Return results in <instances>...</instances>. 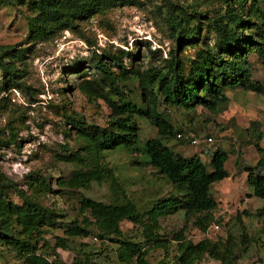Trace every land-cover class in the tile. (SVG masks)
Masks as SVG:
<instances>
[{
	"label": "trees",
	"instance_id": "1",
	"mask_svg": "<svg viewBox=\"0 0 264 264\" xmlns=\"http://www.w3.org/2000/svg\"><path fill=\"white\" fill-rule=\"evenodd\" d=\"M126 1L129 2L0 0V4L23 15L25 40L35 45L57 34L78 29L82 23L100 17ZM160 10H164V22L177 47L162 60L161 66H150L142 71L137 65L138 54L109 48L104 56L96 55L92 60L94 73L89 80L84 78L86 73L79 76L81 81L76 88L80 93L90 102H103L109 111L103 126L75 111L65 97L61 104L49 106L64 120L65 138L73 144H65L60 152L53 154L55 162L72 167L66 175L55 179L57 190H52V178L36 172L26 177L29 179L27 194L17 190L16 185L0 173V255L6 250L17 264H66L59 259L49 261L39 254L46 230L58 229L62 237L56 238V248L72 250L69 243L94 235L96 241L116 246L114 254L119 263L145 264L142 251L145 245L163 247L159 219L182 212L185 222L201 231L220 222L213 216L217 202L210 188L228 178L225 165L229 153L217 149L210 155L209 167L199 156L184 158L173 153L163 140L174 138L188 143L176 138L175 129L168 121L167 108L174 107L188 113L200 107L218 113L229 103L226 93L234 90L264 98V83L253 79L255 61L264 65V0H163ZM208 36L214 37L213 44ZM27 51L28 47H0V111L3 113L9 109L6 125L9 135L5 136L4 129H1L0 148L19 147L17 135L26 128L25 113L4 96L20 92L28 98L29 105H33L39 102L38 95L43 94L31 93L33 89L27 84ZM125 59L129 60L128 65ZM78 65L72 68L73 72L80 69ZM131 81L137 83L140 105L130 98L133 92L128 91V83ZM63 91L65 89L60 91L62 96ZM161 104L166 110L159 112ZM140 118L156 130V137L141 145V151L148 158V165L165 178L175 194L157 200L143 213L125 197L123 202L106 205L79 195L82 221L77 217L68 222L60 221L64 218L61 211L45 206L40 199L51 194L77 195L80 190H88L92 183L108 182L115 189L116 178L112 170L101 163L102 156L120 148L141 152L140 148L137 149ZM255 127L257 125L251 123L247 129L249 134ZM252 137L260 138L259 135ZM255 149L259 155L264 152L257 146ZM239 159L240 154L235 165L238 169ZM263 168L264 159L259 158L255 165L242 169L251 196L262 203L261 209L254 214L256 218H264ZM10 192L15 193L18 203L9 198ZM123 221L142 229V242L124 238L120 229ZM183 232L173 238L177 242L175 260L178 264H194L203 256L222 264L237 259L230 237L223 244L203 240L193 245L184 240ZM240 242L247 244L245 233ZM96 254L99 256L102 251ZM94 255L92 251L83 252L79 248L71 264H96L92 263Z\"/></svg>",
	"mask_w": 264,
	"mask_h": 264
},
{
	"label": "rangeland",
	"instance_id": "2",
	"mask_svg": "<svg viewBox=\"0 0 264 264\" xmlns=\"http://www.w3.org/2000/svg\"><path fill=\"white\" fill-rule=\"evenodd\" d=\"M162 2L163 0L126 1L106 14L82 23L79 25L80 29L57 34L35 45L25 40L26 22L23 15L18 10L0 4V47L29 48L26 52L27 84L33 89L31 93H43L38 95L39 102L33 105H29L28 98L20 92L4 96L25 113L26 128L17 135L19 147L11 145L9 148H0V173L14 183L17 190L29 194V179L26 177L37 172L52 178V190L56 191L55 179L72 170L71 166L53 160V154L60 152L61 147L73 144L66 140L64 120L49 108L51 104L59 105L65 97L72 108L88 120L93 119L102 126L105 124L109 111L103 102H90L76 88L82 73L87 75L85 80H89L94 73L91 62L96 55L104 56L109 48L138 54L137 65L145 71L150 66H161L162 60L167 59L171 51L177 50L164 22V10H160ZM208 37L210 44H213L214 37ZM77 64L80 69L73 72L72 68ZM125 64H129L128 59H125ZM255 68L253 79L264 83V65L255 61ZM62 89H65L63 96L60 94ZM128 91L133 92L130 93L132 102L140 105L137 83L129 82ZM226 95L229 103L218 113H210L200 107L188 113L174 107L167 108L168 121L173 125L176 135L189 133L198 140L197 145L190 146L174 138L163 140L164 145L173 153L184 158L199 156L207 167L210 155L217 149L229 153L225 165L228 178L210 188L217 202L213 216L217 221L220 219V222L201 231L193 224L186 223L182 212L159 219L163 247L145 245L142 250L145 253V264H178L175 260L177 242L173 238L182 231L184 240L193 245L203 240L223 244L230 237L234 242L233 254L237 259L225 264H264V218H256L254 215L261 209V201L257 202L251 196L246 174L242 171L247 165L253 166L259 158L264 159V152L259 155L255 149L257 146L264 151V98L241 90L228 91ZM164 110L166 108L161 104L159 112ZM8 111L9 109L3 113L0 111V131L4 129L5 136L9 135L6 129ZM251 123H255L257 127L249 134L247 129ZM138 125L140 143L137 149L140 148L141 151V145L156 137V130L143 118L138 120ZM251 135H259L260 138H251ZM238 154L239 169L235 166ZM101 163L112 170L116 178L115 189L108 182L92 183L88 190H80L77 195L51 194L40 200L45 206L61 211L64 218L60 221L68 222L77 217L81 222L83 217L79 212V195L106 205L123 202L125 197L143 213L157 200L175 194L165 178L148 165V158L142 151L129 152L120 148L104 153ZM9 198L13 202H19L14 192H10ZM215 225L218 226L217 230L214 229ZM90 229L94 231V227ZM120 229L124 238L135 242L143 241L142 229L129 221H123ZM244 233L248 239L246 245L240 242ZM43 237L45 240L39 254L49 261L59 259L71 264L75 252L81 248L83 252L95 253L92 263L121 264L114 254L116 246L94 241V235L69 243L72 250L55 247L56 238L62 237L61 230H46ZM101 251L102 254L98 256L96 253ZM0 264L17 263L9 252L3 250ZM194 264L222 263L203 256Z\"/></svg>",
	"mask_w": 264,
	"mask_h": 264
},
{
	"label": "built area",
	"instance_id": "3",
	"mask_svg": "<svg viewBox=\"0 0 264 264\" xmlns=\"http://www.w3.org/2000/svg\"><path fill=\"white\" fill-rule=\"evenodd\" d=\"M176 138L178 140L185 142V143H188V145H190V146H194V145L198 144V140L193 135H191L189 133H178L176 135ZM214 229L217 230L218 226L215 225ZM94 241H96V239H94Z\"/></svg>",
	"mask_w": 264,
	"mask_h": 264
},
{
	"label": "crops",
	"instance_id": "4",
	"mask_svg": "<svg viewBox=\"0 0 264 264\" xmlns=\"http://www.w3.org/2000/svg\"><path fill=\"white\" fill-rule=\"evenodd\" d=\"M255 165V164H254ZM263 172H264V168H263ZM250 190V189H249ZM255 200L257 199L258 201L257 202H259V201H261V200H259L258 198H255V197H253ZM253 199V200H254ZM259 204V203H258ZM260 204H261V206H262V203L260 202Z\"/></svg>",
	"mask_w": 264,
	"mask_h": 264
}]
</instances>
